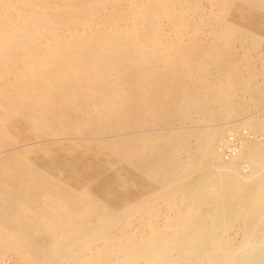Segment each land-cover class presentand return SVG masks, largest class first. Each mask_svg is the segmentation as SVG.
Wrapping results in <instances>:
<instances>
[{
	"label": "bare ground",
	"instance_id": "1",
	"mask_svg": "<svg viewBox=\"0 0 264 264\" xmlns=\"http://www.w3.org/2000/svg\"><path fill=\"white\" fill-rule=\"evenodd\" d=\"M262 42L264 0H0V264H264Z\"/></svg>",
	"mask_w": 264,
	"mask_h": 264
},
{
	"label": "built area",
	"instance_id": "2",
	"mask_svg": "<svg viewBox=\"0 0 264 264\" xmlns=\"http://www.w3.org/2000/svg\"><path fill=\"white\" fill-rule=\"evenodd\" d=\"M232 138V137H230ZM241 141L240 139H236L234 140V142H231V144L227 145V147L225 148L226 150H224V158L228 159L232 154H234L235 152H237L238 150L235 151L236 147H238L240 145ZM235 151V152H234Z\"/></svg>",
	"mask_w": 264,
	"mask_h": 264
},
{
	"label": "rangeland",
	"instance_id": "3",
	"mask_svg": "<svg viewBox=\"0 0 264 264\" xmlns=\"http://www.w3.org/2000/svg\"><path fill=\"white\" fill-rule=\"evenodd\" d=\"M205 4H207L206 2H205ZM259 47H261V48H258V52H254V54L253 55H255L256 57L258 56V55H263L264 54V42H262L261 43V45L259 46ZM257 54V55H256ZM260 106V107H259ZM259 106H257L255 109H253L252 111L255 113H259V115L260 116H262L263 115V117H264V110H262V109H264V104L262 103V104H260ZM223 135H224V133H223ZM218 144V143H217Z\"/></svg>",
	"mask_w": 264,
	"mask_h": 264
}]
</instances>
